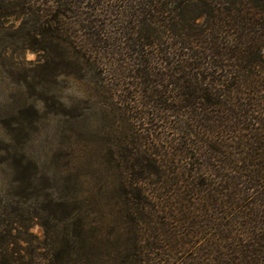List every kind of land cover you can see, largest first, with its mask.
<instances>
[{
	"label": "trees",
	"instance_id": "1",
	"mask_svg": "<svg viewBox=\"0 0 264 264\" xmlns=\"http://www.w3.org/2000/svg\"><path fill=\"white\" fill-rule=\"evenodd\" d=\"M109 4L131 61L117 163L86 180L81 155L76 191L38 217L48 252L0 227V264H264V0H0V33L30 22L33 49L109 88Z\"/></svg>",
	"mask_w": 264,
	"mask_h": 264
},
{
	"label": "rangeland",
	"instance_id": "2",
	"mask_svg": "<svg viewBox=\"0 0 264 264\" xmlns=\"http://www.w3.org/2000/svg\"><path fill=\"white\" fill-rule=\"evenodd\" d=\"M105 7L97 25L107 37L106 50L120 58L109 88L97 87L87 71L86 75L75 72L73 59L68 62L60 50L33 49L37 43L26 37L30 22L10 18L2 23L0 227L34 242L43 254L50 240L38 217L47 218L55 199L76 191L70 170L77 159L88 152V158L84 155L76 163L84 179L97 181L92 164H99L105 178L117 163L111 160L117 139L131 128V80L124 76L131 61L125 59L127 48H119L124 44H120L122 23L112 11L116 6ZM117 246L121 250L122 244ZM12 248L25 251L16 243Z\"/></svg>",
	"mask_w": 264,
	"mask_h": 264
}]
</instances>
